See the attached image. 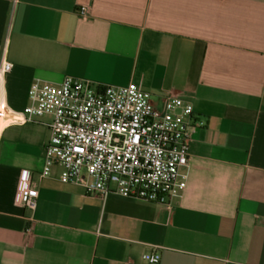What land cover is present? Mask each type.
Returning <instances> with one entry per match:
<instances>
[{"label": "crops", "instance_id": "crops-1", "mask_svg": "<svg viewBox=\"0 0 264 264\" xmlns=\"http://www.w3.org/2000/svg\"><path fill=\"white\" fill-rule=\"evenodd\" d=\"M3 62L14 112L73 75L180 96L195 128L168 208L42 176L50 118L1 116L0 264H264V0H0Z\"/></svg>", "mask_w": 264, "mask_h": 264}, {"label": "built area", "instance_id": "built-area-1", "mask_svg": "<svg viewBox=\"0 0 264 264\" xmlns=\"http://www.w3.org/2000/svg\"><path fill=\"white\" fill-rule=\"evenodd\" d=\"M87 7L80 8L82 15ZM3 62L0 74L10 72ZM29 104L14 112L0 105V117L35 122L49 117L42 176L60 167V180L86 187L89 195L133 197L172 207L171 193L188 163L192 107L182 97L165 94L156 101L135 84L115 85L65 75L58 83L35 79ZM38 190L24 172L17 202L37 206ZM30 221L31 219L28 218ZM32 231L31 224L25 232ZM142 258L157 264L160 254Z\"/></svg>", "mask_w": 264, "mask_h": 264}]
</instances>
